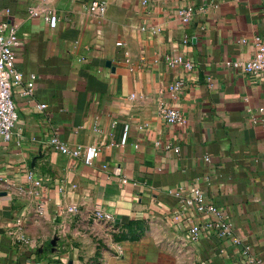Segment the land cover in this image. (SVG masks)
I'll return each mask as SVG.
<instances>
[{"label": "crops", "instance_id": "obj_1", "mask_svg": "<svg viewBox=\"0 0 264 264\" xmlns=\"http://www.w3.org/2000/svg\"><path fill=\"white\" fill-rule=\"evenodd\" d=\"M90 1L0 0V21L18 32L14 68L23 84L36 78L31 96L13 89L16 135L0 138V264H247L242 246L264 264V77L233 66L264 38V0H106L102 16ZM180 55L191 70L164 61ZM52 137L98 156L75 161ZM29 173L47 186L41 213ZM195 188L241 245L204 231L190 241L203 216L180 202Z\"/></svg>", "mask_w": 264, "mask_h": 264}, {"label": "built area", "instance_id": "obj_2", "mask_svg": "<svg viewBox=\"0 0 264 264\" xmlns=\"http://www.w3.org/2000/svg\"><path fill=\"white\" fill-rule=\"evenodd\" d=\"M87 9L92 14L102 16L106 12V0H92L88 3ZM29 14L30 16H37L38 12L30 10ZM193 14L194 9L188 7L181 10L178 16L182 24L188 25L192 20ZM44 18L50 28H56L59 19L55 12H47ZM252 41L255 47L253 57L244 63L237 62L233 64V66L250 76L264 77V38L255 36ZM241 42L244 43L245 40L242 39ZM18 45L19 37L16 27L7 22L0 21V138L6 142H10L14 135H16L14 130L18 121V115L12 100L13 89L21 86L22 94L31 96L35 88L36 78L34 75H30L27 82L23 84V74L14 68L15 49ZM164 61L171 68L181 66L186 70L192 69V63L181 55L166 56ZM182 88V82L178 81L172 83L168 86L169 96L171 98L177 97ZM37 109L44 111L46 105L40 104L37 106ZM259 111L262 112L263 109L260 108ZM159 114L168 124L179 127H184L186 125V119L183 115L172 107H160ZM252 123H257V120L252 118ZM15 137H18V140L20 139L19 136ZM49 144L61 155L69 156L75 161H80L86 165H92L93 161L98 156V150L94 148H88L84 152H81L80 148H70L68 145L60 142L57 137H52ZM165 149L179 153V147L168 145ZM204 160L209 162L210 158L205 157ZM28 182L31 187L30 195L35 199L37 210L41 213L46 198L41 190H47V186L42 180L35 178L32 173L28 174ZM124 182H126V180H124ZM176 194L178 195V193ZM180 203L185 206H192L198 215L203 216V220L200 224H194L189 229V239L191 242H196L204 231L214 233L218 238L229 241L235 247L241 245V240L235 235L232 223L225 218L220 210L206 200L205 195L199 188L193 189L191 196L181 199ZM73 211H75V209H69V212ZM94 218L105 222L112 221L109 214L103 213L100 210L94 212ZM242 254L245 256L247 264H261L260 261L255 260L249 254L248 246H242Z\"/></svg>", "mask_w": 264, "mask_h": 264}, {"label": "water", "instance_id": "obj_3", "mask_svg": "<svg viewBox=\"0 0 264 264\" xmlns=\"http://www.w3.org/2000/svg\"><path fill=\"white\" fill-rule=\"evenodd\" d=\"M107 65H109V63Z\"/></svg>", "mask_w": 264, "mask_h": 264}]
</instances>
